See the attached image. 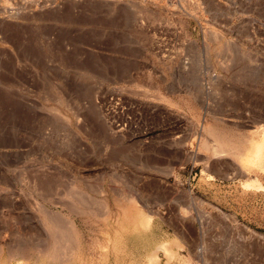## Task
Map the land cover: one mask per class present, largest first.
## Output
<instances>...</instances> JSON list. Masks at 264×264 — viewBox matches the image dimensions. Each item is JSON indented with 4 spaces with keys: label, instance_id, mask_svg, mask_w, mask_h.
I'll return each mask as SVG.
<instances>
[{
    "label": "rangeland",
    "instance_id": "rangeland-1",
    "mask_svg": "<svg viewBox=\"0 0 264 264\" xmlns=\"http://www.w3.org/2000/svg\"><path fill=\"white\" fill-rule=\"evenodd\" d=\"M263 101L264 0H0V258L264 264Z\"/></svg>",
    "mask_w": 264,
    "mask_h": 264
},
{
    "label": "crops",
    "instance_id": "crops-1",
    "mask_svg": "<svg viewBox=\"0 0 264 264\" xmlns=\"http://www.w3.org/2000/svg\"><path fill=\"white\" fill-rule=\"evenodd\" d=\"M257 118H260L262 122H260L261 124L258 125L257 127V133L258 138L260 137V135L262 134V132L264 133V101L258 105L257 107ZM264 136V134H263ZM257 138V139H258ZM206 174L208 177L211 178H207L205 175L202 177L201 181L197 182L198 185H195L197 187H192L195 191H201V188H203V186H208V187H212L214 184V181H218L219 183L226 181L225 179H227V174L225 173L224 170H210V168H207L206 170ZM246 171H235L233 172L232 175H229L228 179H239L240 184L242 186V188H240V190H244V191H264V185L261 184L262 182L260 181V179L254 175L253 178H244V175L246 174ZM249 182V184H248ZM259 182V183H258ZM254 183L255 185H259V187H256L257 189H245L243 187V184H245V186H250V184ZM244 188V189H243ZM219 206H222L221 204H218ZM158 245V244H157ZM156 245V246H157ZM7 254V253H6ZM2 256V255H1ZM0 264H7V262H3L2 259L0 258ZM11 264V263H10ZM19 264V263H18Z\"/></svg>",
    "mask_w": 264,
    "mask_h": 264
},
{
    "label": "bare ground",
    "instance_id": "bare-ground-1",
    "mask_svg": "<svg viewBox=\"0 0 264 264\" xmlns=\"http://www.w3.org/2000/svg\"><path fill=\"white\" fill-rule=\"evenodd\" d=\"M212 75H213L214 77H217V76H218L215 72H214ZM58 98H59V97H58ZM207 129H208V128H207ZM206 131H207V130H206ZM209 132H210V131H209ZM216 133H217V132H216ZM216 133H214L213 135H215ZM221 136H222V135L219 136V134L216 135V138H217V139H215V140L218 142V146H215V151H216V152H221V151H223L222 149H224V148H225V150H226V149L228 150V147H226L225 145H224V147H222V145H220L221 143H227L226 140H222ZM226 136H227V135H226ZM212 137H213V136H212ZM224 137H225V136H224ZM244 139H245V137H244ZM244 139L242 140L243 142H245ZM246 139H247V138H246ZM246 139H245V140H246ZM246 142H247V141H246ZM230 143H231V142H230ZM242 144H243V143H242ZM228 145H229V144H228ZM233 145H234V144H233ZM244 146H245V145H244ZM240 147H242V146L240 145ZM235 148H236V147H235ZM243 148H244V147H243ZM246 150H247V149H246ZM246 150H245V151H246ZM232 151L234 152V151H237V150H236V149H232ZM245 151H244V152H245ZM233 152H231V153H233ZM240 152H241V151H240ZM224 153H225L224 151H223V153L221 152V154L225 155L226 153H225V154H224ZM227 153H228V152H227ZM235 153H236V152H235ZM212 154H213V153H212ZM217 155H218V154H217ZM219 155H220V154H219ZM235 155L237 156L238 154H235ZM237 157H238V156H237ZM243 161H244V160H243ZM258 183H259V182H258ZM248 184H249V182H248ZM261 184H262V183H261ZM251 186H252V187H259V185H257V184L255 185L254 183L250 184V187H251ZM43 217H44V216H43ZM68 223H70V225H69V226H70L69 229H70V228H71V229L74 228L70 221H69ZM66 225H67V224H66ZM49 227H50V226H49ZM65 228H66V227H65ZM67 228H68V227H67ZM69 229H68V230H69ZM75 229H76V228H75ZM56 231H57V230H56ZM74 233H75V232H74ZM74 235H75V234H74ZM57 236H58V235H57ZM57 236H56V238H57ZM60 237H61V236H60ZM69 237L71 238V236H69ZM58 238H59V237H58ZM73 238H74V237H73ZM69 240H70V239H69ZM74 241H75V240H74ZM63 243H64V242H63ZM63 243H62V244H63ZM62 244L60 243V247H63V246H61ZM63 245H64V244H63ZM58 246H59V245H58ZM65 246H67V245H64L63 248H66ZM0 247H1V246H0ZM74 247H75V246H74ZM13 248H14V247H12V249H13ZM17 248H18V247H17ZM54 248L56 249V247H54ZM0 249H1V248H0ZM18 249H19V248H18ZM22 249H25V248H21V250H22ZM66 249H67V248H66ZM19 250H20V249H19ZM56 250H57V249H56ZM56 252H57V251H56ZM60 252H61V251H60ZM26 253H27V252H26ZM59 255H60V254H59ZM154 262H155V261H154ZM152 264H153V263H152Z\"/></svg>",
    "mask_w": 264,
    "mask_h": 264
}]
</instances>
